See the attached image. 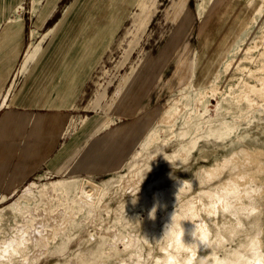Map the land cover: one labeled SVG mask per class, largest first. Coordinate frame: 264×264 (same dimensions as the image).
Returning a JSON list of instances; mask_svg holds the SVG:
<instances>
[{
	"label": "rangeland",
	"instance_id": "1",
	"mask_svg": "<svg viewBox=\"0 0 264 264\" xmlns=\"http://www.w3.org/2000/svg\"><path fill=\"white\" fill-rule=\"evenodd\" d=\"M44 1L16 11L34 43L72 4L82 28L102 23L99 51L109 31L113 43L83 77L58 71L46 46L15 86L30 106L0 108V117L12 111L0 128V264H264V111H239L236 101L241 78L254 81L239 66L263 61L238 58L263 48L264 0H57L55 13L40 9ZM235 18L233 38L199 48L200 23ZM197 100L208 120L197 115L202 103L189 117ZM178 102L187 108L166 122ZM38 112L49 114L40 121ZM221 120L234 131L217 139L208 131ZM200 136L181 161L157 154ZM127 173L135 183L123 187L116 180ZM51 182L46 203L38 189Z\"/></svg>",
	"mask_w": 264,
	"mask_h": 264
},
{
	"label": "crops",
	"instance_id": "2",
	"mask_svg": "<svg viewBox=\"0 0 264 264\" xmlns=\"http://www.w3.org/2000/svg\"><path fill=\"white\" fill-rule=\"evenodd\" d=\"M26 2L27 0H0V99L2 101L0 102V108L8 106H30L29 100H26L15 93V86L21 80L23 74L29 73L31 67L38 64L39 58L41 59L43 57H40V54L46 46L51 53L58 56L57 59L54 60V62L58 61V71L79 69V72L83 77L82 70H92L101 67V63L107 56L108 47L113 43V39L110 38L111 31H109V40L107 39L103 42V45L101 44L102 47L99 51L97 23H102L98 21L93 25L92 22H90L91 25L87 24L85 28H82L80 26L81 24H79V8L78 6L76 8L74 6L72 7L73 4L68 7L69 13L66 14L68 11L66 10L60 15L59 18H57V22L53 24V26H50L44 34L41 35L39 39L40 41L34 43L33 37L35 29H31L28 34V22L23 16L16 15L17 9ZM56 2L57 0H45L40 9H44V12L46 11L45 9H50L52 13H55L58 4ZM35 20L36 18L33 20L32 18L30 19L31 25ZM103 28L105 31L107 25L104 24ZM105 36L107 37V34ZM67 39L70 41L68 42ZM98 53L102 55L101 61ZM110 61L111 60H109V62ZM21 63H23V65H20ZM81 76L80 79H82ZM3 92H6L4 96ZM19 99H21V101ZM7 101H9V103ZM57 101L58 103H67L68 99H57ZM77 101L75 103H77ZM40 103L43 104V101ZM66 110L69 111L70 108H67ZM1 113L0 128H3L12 122V111L3 110ZM44 113L45 112L39 114L38 112V114H36L40 117V121H43V118L41 117L49 114ZM63 113L64 112L52 114ZM47 118L48 117L45 119ZM67 120L70 119L67 118ZM63 124L59 125V127L62 126L58 129L59 131H61L62 128L64 130L65 126ZM46 126L47 129H45V131L47 134L52 133V135H55V125H49V123H47ZM38 127H41V125L37 126V128ZM47 150H50V148H47ZM95 164L97 165V160ZM95 164H93L91 168L95 167Z\"/></svg>",
	"mask_w": 264,
	"mask_h": 264
},
{
	"label": "bare ground",
	"instance_id": "3",
	"mask_svg": "<svg viewBox=\"0 0 264 264\" xmlns=\"http://www.w3.org/2000/svg\"><path fill=\"white\" fill-rule=\"evenodd\" d=\"M217 3H218V1H217ZM233 4L236 6L235 8H237L239 10V12L245 8L244 5H239V4H235V3H233ZM210 8L211 7H209V9ZM224 23H225V19H224ZM224 23L223 24L219 23V25H217V26L213 25V24H211V25L207 24V20H204L202 23H200L201 26L198 30V36H199L198 45H199V48L201 50H202L201 44L207 40L209 42H211V41L215 42L214 47L216 50L217 48H219V46L222 45V43H226V41H228L226 39V37L233 38L232 34L234 31V26L236 24H239V20L237 18L232 19V22L229 23V25H227V22H226V24H224ZM214 27L216 30H214V32H213V30L211 28H214ZM263 41L264 40H262L261 42H263ZM262 44H263V48L261 51H259L258 54L254 55L252 53L253 50L255 49V47H257V44H256L255 46H249V47L244 48L243 51H245V57L238 58V60L240 62L242 60H245V61L251 62V63H254L256 61V59H258V58H262V60H263L258 65V67L253 68V67L239 66V70L242 71L243 75H245L248 78L251 77L254 80L253 82H251V81L249 82L248 80L241 78L240 82L242 83V88L240 90V93L238 94V99L236 100L238 102L237 109L239 111L244 109V107H243L244 103L246 104L245 110L253 108L255 111H259V109H263L262 111H264V75L263 76L257 75L259 73H264V43H262ZM211 57H214V56L212 55ZM201 58H202V56H201ZM200 61H201V59H200ZM232 62H233V59L226 62L225 66L228 67ZM257 98H259L260 101H262V102L260 103ZM230 102H232V101L229 100L228 103H230ZM199 103H202V101L197 100L195 104H193L192 106L189 107L190 108V111L188 112V115H190L189 117L192 116L191 114L198 112L197 110H198V104ZM202 105H203V112H201V113L198 112L197 115L199 118H203V119L206 118L208 120L209 119V117L207 116L208 109L206 108L204 102L202 103ZM183 108L186 109L187 105L178 102L176 105V108L174 109V111L172 113V115L171 114H170V116L164 115L165 121L168 122V121L172 120V118L175 116V114L180 113ZM238 114H239V112H238ZM201 121H203V120H201ZM202 129H203V127H202ZM173 130H175V129L173 128ZM188 130H189V123H185L184 125H181V128L179 130H176L177 133L175 135L177 138L182 139V138L187 136V134L189 132ZM233 131L234 130H233L232 126L228 125L225 120H221L219 122V127L215 128V129H209L208 133L215 135L217 139H223V138L231 135ZM199 138H201V136L196 137L195 139L190 141L189 144H183L181 146L182 147L181 149L176 150L171 155H167L166 153L161 152V151H158L157 154L162 156V158H166L169 162H172L173 159L176 160V158H179V160H180V158L182 156L187 157L185 155L190 154L189 152L194 148V145L196 144V142ZM146 154L147 155H145L142 159L150 156L149 152ZM157 154H155V155H157ZM138 156H141V154L137 153L136 155L133 156V159L129 161V163L132 164L131 167L133 168V170L131 172L137 171L140 168V163H138L135 160ZM190 156L188 157L187 161L189 160ZM142 159L140 160L141 163L143 162ZM179 160H178V162H179ZM166 163H167V161H166ZM172 163H171V165H173ZM127 176H128V173H127V175L124 174V175L120 176V179H117L116 181L120 185H122L123 187H127L128 185L134 184L135 181L131 180V178H128ZM125 177H127V178H125ZM52 184L53 183L51 182V185L42 186L40 189H38L39 194H40V198H42L46 203H49V201L51 199L48 197V194L54 195V192L51 189Z\"/></svg>",
	"mask_w": 264,
	"mask_h": 264
},
{
	"label": "clouds",
	"instance_id": "4",
	"mask_svg": "<svg viewBox=\"0 0 264 264\" xmlns=\"http://www.w3.org/2000/svg\"><path fill=\"white\" fill-rule=\"evenodd\" d=\"M154 209H155V207L153 208V210H154ZM153 210H152V212H153ZM152 212H151V213H152ZM151 213H150V217H151Z\"/></svg>",
	"mask_w": 264,
	"mask_h": 264
}]
</instances>
